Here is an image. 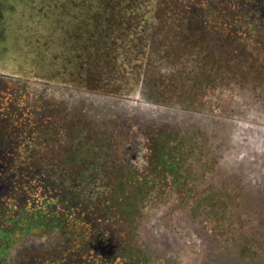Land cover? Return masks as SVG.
I'll use <instances>...</instances> for the list:
<instances>
[{
    "label": "flooded vegetation",
    "instance_id": "1",
    "mask_svg": "<svg viewBox=\"0 0 264 264\" xmlns=\"http://www.w3.org/2000/svg\"><path fill=\"white\" fill-rule=\"evenodd\" d=\"M157 1L164 6L166 0ZM168 1L166 12L177 19L182 4H195L190 12L202 15L201 9L217 2L209 24L203 26L221 35L224 51L217 49L221 42H208L213 54L226 52L233 43L230 52L234 56L238 51L246 68L263 53L264 0ZM187 34L181 33L174 43L179 47L194 39ZM214 56L202 68L192 65L190 69H198L201 78L189 88L179 92L175 84L177 93L161 98L142 97L143 86L149 92L151 78L172 84L179 79V69H174L176 74L162 71L149 50L139 60L127 62L119 75L116 68L104 74L89 69L81 59L76 60V68L65 59L59 69L52 63L37 65L35 72L1 62L0 264H133L134 259L144 264L172 255L171 243L177 238L171 230L183 218L198 221L174 192L177 175L184 171L177 173L166 164L173 156L161 154L157 136L170 126H178L179 131L197 125L200 115L209 114V101L196 114L191 111L197 109L198 85L207 83L212 68L221 65L213 62ZM134 72L140 73V86L133 82ZM238 82L224 93L228 101L234 103L235 94H245L248 102L263 104L264 82ZM256 90L260 93H247ZM133 102L143 104L141 109L133 108ZM153 103L167 111L148 112ZM211 107L215 116L202 118L205 124L227 128L230 118L219 114L223 103L213 101ZM149 129H155L150 140L145 138ZM140 141L147 142L145 148ZM179 158L182 167L189 162ZM158 160L168 169L150 172ZM219 254L222 261L210 264L223 263V252Z\"/></svg>",
    "mask_w": 264,
    "mask_h": 264
},
{
    "label": "rangeland",
    "instance_id": "2",
    "mask_svg": "<svg viewBox=\"0 0 264 264\" xmlns=\"http://www.w3.org/2000/svg\"><path fill=\"white\" fill-rule=\"evenodd\" d=\"M73 1L78 0H0V63H11L29 72H35L37 65H52V63H55L57 66L62 60L59 49L67 46L65 38L68 32V16H71L73 11L81 10L78 2L69 3ZM149 2L148 8L144 5L139 9L141 13H148V9L150 13L156 8V13H159V15H165L168 19L171 17L166 12L168 7H165V5H171L168 0L164 2V6H161V2L157 0H149ZM216 3L212 2V9L217 8ZM163 28L168 29V26H163ZM208 42L209 38L200 35L194 37L193 40L181 42L179 47L175 43L165 44L162 41L163 45L156 53L158 58L156 62L162 64V70H170L174 74H176L174 69L178 68L179 79L176 77V80L171 84V82L151 78L147 81L149 92L145 91L143 86L141 90L142 97L153 98L155 94L157 95L156 98H161L172 94V92L175 94L177 91L172 88L175 84L180 92L189 88L193 80H199L201 73L198 69L191 70L190 68L194 64H199L202 68L204 66L201 64L208 63L214 56L211 51H208ZM232 44L229 43L226 52H219L215 56L216 59L214 58L215 61L213 62L221 65L215 66V70L212 68L208 74L207 83L198 85L200 88L197 87L198 92L194 97V104L197 109L191 111L192 113L189 112L196 114L194 112L204 108V104L209 101L210 111H207L209 114L200 116L202 118H206V116L214 118L215 115L212 114L215 113V110L211 107V104H213V101L217 104L223 103V109L219 107V110L222 111L219 114L224 112L223 115L230 118L227 128L218 127V125L208 127L205 124L206 121L201 118V121H196L198 122L197 125L194 123L191 127L179 131L178 126H170L163 129L157 136V144L160 143L158 150L161 154H166V150L171 152L173 149V146L170 151L166 148V140L176 139L174 141L176 142L175 149L171 154L173 158L170 157L171 159H168L166 164L177 173L181 172L180 170L184 171V174L181 173L177 175V179L175 178L174 192L181 196V203L184 208L190 210L198 222L196 224L193 218L194 223L187 221V218L181 219L177 224L178 226L170 232V235H174L173 238H177L175 243H171L172 255L166 253V255L164 254L165 258L155 257L154 260H149L148 263L144 264L220 263L222 261L219 254L220 248L223 251V264H231L228 259H225L227 252H225V245H223L224 229H222V233L216 235L212 225L208 223L210 216L205 215L202 217L200 215L201 211L208 212L210 215L216 213L218 216H224L225 213L227 216L232 217L233 222L235 221L236 224L240 225V229L243 226L242 237L247 236L246 233H248L251 235V239L249 238L250 241H248L238 238V241H236L238 247L229 246L230 250H233L231 254L236 255L240 251H237L238 248L250 244L249 246L252 249L260 252L258 253L257 264H264V254H261L264 253V246L259 240L256 243L253 239L255 233L256 236H259L261 232L264 233V100H262L263 104L261 102L259 104L258 102H248L246 97L243 96L245 94H235L233 96L234 103H232L224 95V93L238 86V81L247 83V85L263 84L264 51L257 54L259 55L258 61L248 62L250 67L244 68L242 59L238 60V51L234 53V56L230 52ZM222 48L224 51V46ZM50 53L54 55V60L50 58ZM228 53L229 57L227 58L224 55ZM247 93L259 94L260 92L256 90ZM142 105L133 102L132 107L138 111ZM152 106L148 112L160 114L167 111V108L164 109L159 104ZM174 112L170 109L171 114ZM233 114L241 116L233 117ZM199 125L202 126V130L196 132V126ZM154 133L155 129H151L145 138H148V140L154 138ZM191 141L194 142V150H189L190 147L187 149L188 145L185 146L186 143ZM140 143L145 148L147 142L140 141ZM168 143L172 144V142ZM186 149L187 152L193 151L191 154L194 156L201 157L190 159L185 164L186 168L179 169V155L185 153ZM180 167H182V161ZM167 169L165 163L158 160L153 162V166L149 171L159 172ZM191 173L195 176L198 174L199 180L197 183L191 181ZM189 178L191 179L188 180ZM237 182L243 183L246 188L244 199L235 204L234 207L222 208L224 204V187H234ZM178 188H181L182 191H178ZM211 188L213 191H211L210 196L209 193L203 194L209 192ZM197 207L201 208L197 209ZM193 208L196 209L195 212ZM241 215H244V218H247L249 222L246 223L245 219L242 220ZM200 217H202V220ZM188 226L193 227V230ZM184 227H186L187 233H185ZM227 233L229 232L227 231ZM221 236L222 238H220ZM240 243L244 244L240 246ZM206 251L208 255H206ZM133 264H137L135 259ZM232 264L244 263L234 260Z\"/></svg>",
    "mask_w": 264,
    "mask_h": 264
},
{
    "label": "trees",
    "instance_id": "3",
    "mask_svg": "<svg viewBox=\"0 0 264 264\" xmlns=\"http://www.w3.org/2000/svg\"><path fill=\"white\" fill-rule=\"evenodd\" d=\"M75 2H78V6L81 7V10H78L77 12L73 11L71 12V16H68V32L65 38L67 46H63L59 49L62 60L67 59V61H69L67 62L68 66L70 68H76V60L81 59L86 61L85 66L89 69L100 71L104 74L103 71L111 67L116 68L119 75V70H121V68L124 69L127 62L130 60H133V62L135 60H139L142 58L145 50H149L151 52L153 60L158 59L156 53L163 45L162 41H164L165 44L174 43L178 39L177 36L180 35L181 37V33L184 32L189 33L185 37H197V35H200L209 38V41H213L215 44L221 42L219 40V37H221L220 33H218L219 31L214 32V29H210L209 31L204 28L207 23L209 24L208 18L211 13L210 10H212L213 7L211 3H209L210 7L208 6L207 9H201V11H203L201 12V15L199 12L198 14L191 13L190 11L195 8V4L187 2L182 4L183 13L179 19L175 17H170L168 19L165 15H159V13H156V8H154V10L150 13L148 9L149 14L141 13L139 9L142 6L146 5L147 8L149 7L150 2L148 1L78 0ZM75 2L73 1L69 3L73 4ZM197 8L200 11L199 6ZM219 21H221V19H219ZM163 26H168V29H164ZM180 29H183L184 31L181 32ZM223 46L224 44L221 42L217 49H221ZM217 54V51H215V54L213 55ZM50 58L52 60L55 59L54 55L51 53ZM46 66H49V64ZM52 66L59 69L60 63L57 66L55 64ZM133 76L137 78L135 79L133 77V82L140 86V73L134 72ZM174 141H176L175 138H172V141L166 140L167 143H165V145L169 151L173 146L171 152L166 150L165 153L167 155H171L173 153L176 144ZM168 142H172V144H169ZM187 145V149L190 147L189 150H194L195 146L193 141L186 143L185 146ZM187 149L185 153L179 155L182 156L183 161L201 157H198V155L194 156L191 154L193 151L187 152ZM185 164L186 162H183L182 168H186ZM191 178L192 182L197 183L199 180L198 174L195 176V174L191 173ZM211 191H213L212 188L209 192H205L203 194L209 193L210 196ZM245 193L246 188L241 182H237L234 187L225 186L223 199L224 204L222 203V208L225 209L226 207H234L235 204H238L244 199ZM199 208L201 207H197V209ZM200 213L202 217L205 215L210 216L208 223L212 225L216 235L222 233V229H224L223 245H225V249L227 250H225V252H227L225 259H228L231 264L234 260L237 262H243L244 264H257L258 253L260 252L252 249V247L249 246L250 244H246L242 248H238L237 251H240L236 255L231 254V251L233 250H230L229 246L238 247L239 245L236 243L238 238L248 241L251 239V235L248 233H246L247 236L242 237L243 226H241L242 228L240 229V225L236 224L235 221L233 222L231 219L232 217L227 216L225 213L224 216H218L216 213L210 215L208 212L204 211H201ZM202 217H200L201 220ZM241 218L244 220V215H241ZM245 220L247 221L246 223L249 222L247 218ZM227 231L229 233H227ZM220 238H222V236ZM253 239L256 243L257 240H259V242L262 243V246H264V233L261 232L259 236H256L255 233ZM243 244L244 243H240V246ZM220 251H222L221 248L219 249V253ZM261 254L264 253L262 252ZM137 264L139 263L137 262Z\"/></svg>",
    "mask_w": 264,
    "mask_h": 264
}]
</instances>
